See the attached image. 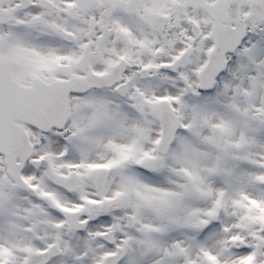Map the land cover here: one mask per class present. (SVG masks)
<instances>
[{"label": "snow or ice", "instance_id": "snow-or-ice-1", "mask_svg": "<svg viewBox=\"0 0 264 264\" xmlns=\"http://www.w3.org/2000/svg\"><path fill=\"white\" fill-rule=\"evenodd\" d=\"M0 264H264V0H0Z\"/></svg>", "mask_w": 264, "mask_h": 264}]
</instances>
